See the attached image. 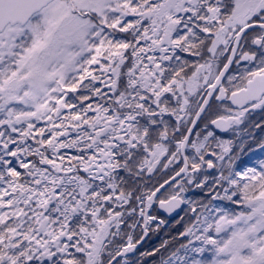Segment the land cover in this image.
Masks as SVG:
<instances>
[{"label":"snow or ice","instance_id":"obj_1","mask_svg":"<svg viewBox=\"0 0 264 264\" xmlns=\"http://www.w3.org/2000/svg\"><path fill=\"white\" fill-rule=\"evenodd\" d=\"M0 264H264V0H0Z\"/></svg>","mask_w":264,"mask_h":264}]
</instances>
